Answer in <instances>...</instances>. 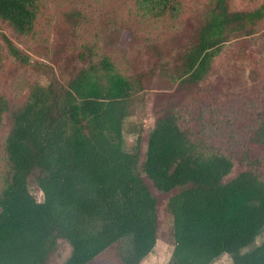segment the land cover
<instances>
[{
  "label": "trees",
  "instance_id": "trees-1",
  "mask_svg": "<svg viewBox=\"0 0 264 264\" xmlns=\"http://www.w3.org/2000/svg\"><path fill=\"white\" fill-rule=\"evenodd\" d=\"M130 2L135 17L171 29L147 48L167 87L178 91L199 89L222 46L254 34L264 22V0L252 9L237 8L235 0ZM42 9V0H0V72L8 58L29 65L4 30L17 40L33 36ZM119 15L106 20L119 29L117 39L125 30L133 35L134 23ZM79 20L63 13L66 29ZM59 33L61 40L69 37ZM61 53L56 45L58 74L49 65L35 67L46 85L31 86L14 107L0 94V128L6 115L10 122L3 141L8 171L0 187V264H50L61 242L69 253L60 264H92L125 239L130 251L120 255L121 264H139L158 239V200L150 187L166 196L172 240L167 264H211L223 255L228 264H264V239L255 244L264 230V97L236 160L193 141L167 95L154 103L144 149L137 136L128 151L124 122L145 76H124L107 56L93 61L88 46L64 64ZM236 164L241 170L233 175Z\"/></svg>",
  "mask_w": 264,
  "mask_h": 264
},
{
  "label": "rangeland",
  "instance_id": "rangeland-1",
  "mask_svg": "<svg viewBox=\"0 0 264 264\" xmlns=\"http://www.w3.org/2000/svg\"><path fill=\"white\" fill-rule=\"evenodd\" d=\"M131 0H42L41 17L33 36L26 39H14L4 30L14 44L21 49L29 61L22 66L13 59H4L0 72V94L8 100L9 106L22 101L29 88L36 84L46 85L45 75L35 67L50 66L58 74L59 65L52 59L53 49L60 46V62L70 53H79L83 46L90 47L93 61L103 56L110 57L117 70L124 76L143 77V89L134 97L132 113L124 122L123 139L126 150H130L137 136L141 137L144 149L147 133L155 121L154 103L162 95L169 96L179 113V124L190 133L192 140L205 150L221 152L236 160L257 125L259 110L264 97V22L251 35H238L226 42L218 56L213 60L210 76L192 91H178L176 87H167L165 77L160 76L159 66L154 65L147 45L161 38L171 30L164 23L143 21L135 17ZM263 0H235L237 8H254ZM63 13H76L80 20L76 28H64ZM111 13H120L124 22H133L135 32L126 30L117 39L119 29L107 23ZM4 25L0 23V32ZM69 28V27H67ZM68 35L61 40L59 31ZM73 34V35H72ZM113 39H116L113 41ZM67 61V60H66ZM64 64L65 62L62 61ZM62 64V65H63ZM67 66V65H66ZM152 71V75L146 77ZM8 116L0 128V187L8 171L3 141L10 129ZM264 154V153H263ZM259 172L264 175V156ZM241 170L236 164L233 175ZM30 192L42 200V194L30 183ZM158 200V239L153 251L139 264H167L172 253L170 219L165 212L166 196L159 195L151 188ZM264 239V230L255 241ZM247 250V249H244ZM130 251L127 239L105 250L92 264H121L120 255ZM68 246L61 242L57 253L51 257L50 264H60L68 255ZM230 258L223 255L211 264H228Z\"/></svg>",
  "mask_w": 264,
  "mask_h": 264
}]
</instances>
